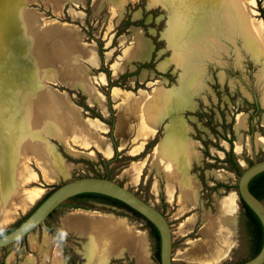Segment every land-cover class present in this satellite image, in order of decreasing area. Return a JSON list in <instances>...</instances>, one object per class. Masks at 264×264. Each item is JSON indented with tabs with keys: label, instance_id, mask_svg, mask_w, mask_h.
I'll list each match as a JSON object with an SVG mask.
<instances>
[{
	"label": "rangeland",
	"instance_id": "rangeland-1",
	"mask_svg": "<svg viewBox=\"0 0 264 264\" xmlns=\"http://www.w3.org/2000/svg\"><path fill=\"white\" fill-rule=\"evenodd\" d=\"M121 1L59 0V2H56V0H46V4H48L46 8V5L41 0H36L34 3H31L30 0H0L1 71L4 69L13 73L15 70L14 84L19 81L17 74L22 76L23 73H30L34 80L35 78L37 79L39 73L41 75V85H37V87L47 89L46 91H53L58 93V95L62 94L64 101L72 111L78 112V108L72 105L74 104L81 109L84 117H94L108 124L109 131L107 135L115 146L117 142L111 135V129L115 124L118 106H114V102L110 98L109 88L112 85L109 86V79L104 71L105 69H109L110 81L117 82L114 86L121 88L123 92H125L124 90H127L128 93L134 92L135 95H139L140 92L148 94L164 89L168 92L170 99H173V97H178L179 99L183 93L181 89L184 86L182 84L186 81V87L195 90L193 102L189 101V104H187L189 109L179 107L176 112V119L169 121L171 119L167 117L156 133L155 138L142 152L135 156L126 152L129 150V145L114 156L104 158L98 153L94 155L92 151L83 150L84 152H78L75 147L69 146L68 142L67 146H65L56 139H46L47 145L54 149L64 163L72 165L69 176L68 178H60L59 182L55 184H47L42 180L40 170L31 165L37 173V180L25 186V189L31 186H38L42 189V192L28 210L24 213H18L12 223L6 225L1 223L0 220V235L20 223L23 217L58 184L82 176L107 177L127 187L165 215L171 229L174 264H196L184 257L186 256L184 253L193 249V246L195 248L198 245L209 244L211 236L217 232V230H208L212 227L210 224L211 220L218 215V204L228 195L233 194L237 197L238 207L232 221V226H234L232 236L235 240V246L230 251L228 258L220 264H239L252 257L255 253L256 238L252 227L247 224L248 222L244 216V210L237 193L239 175L226 162V154L230 150L232 151L233 158L240 166L241 171L254 161L264 158V68L262 69L264 59L256 60L246 56L244 51H240V46L244 45L245 41L242 44L236 37H247L249 41L247 46L249 48L250 46L255 48L261 45L264 53V0H246L248 3L247 7L245 5L243 7L244 3L241 1H238L237 5V1L228 0L230 18L237 24V27L236 29L230 27L231 34L229 36H226L227 34L221 35V29V34L218 33V37L210 33L209 38H189L191 32L189 30L187 32L188 27L184 31L183 14L185 12L184 10L182 11L180 4L185 1L191 2V0H159L160 4L156 7H151L148 0H139L134 4L126 3L120 7L121 3H123ZM51 2H54L57 6V10L62 4H65L60 18H57L52 13ZM116 6H119V8L112 15L111 12ZM25 9L33 13V19L36 22L35 26L40 31L44 30L42 31L44 36L35 38L38 49H42V46L46 45L48 49L51 48L53 51L57 50V47H55L57 43H63L61 46L64 56H66L65 61L61 65L55 59L51 60L50 56L43 61H38L40 59L33 52L35 51L34 47L29 42V44L27 43L26 38H23L21 31L22 27H24V18L26 19L27 11ZM244 15L245 19H243ZM53 21L57 22L52 24ZM127 22L130 24L127 25ZM248 23L255 24L256 28L260 24L263 27L262 34L258 29L256 42L253 45L245 32ZM71 24L77 27L80 37L75 27ZM41 26L50 27V31H47L49 30L48 28L43 27L46 29L47 36L44 34L45 29L40 28ZM51 27H53V30ZM10 28L13 29L11 32L14 34V38H12L15 40L14 46L20 48V51H4L3 40L7 39L5 34ZM133 28L140 30L151 43L149 57L144 61L133 60L131 68H127L118 77L111 79V72L114 71V66H112L111 62L117 58L122 47H124V42L120 43L119 38L122 36L125 39L129 37ZM33 30V36L35 37L37 31ZM62 30L63 33L61 32ZM170 30L172 31L169 35ZM51 33L59 35L58 38H62H60L61 42L58 41V38H49L48 35ZM171 36L177 38L179 42L177 47L170 42ZM222 37L227 38V41H224ZM230 37H233V39ZM35 39H31L32 43H34ZM98 43L102 46L101 53ZM80 44L90 51L91 47L95 46V57L100 60L101 64L92 67L91 56L87 59H82L77 51V47ZM178 48L183 51H181L183 58L185 57L186 60H189V66L187 63H184L183 66H178L173 61ZM214 53L215 56H212ZM28 57L32 58V61L27 66L22 59ZM53 57H56V53H54ZM18 58L20 61H18ZM177 58H179V55ZM82 60L84 61V66ZM11 62H14V70ZM163 64L164 66H161ZM261 69L263 75L260 74ZM98 73H103L107 77V82L103 86L98 85L96 76ZM125 73L128 76L121 78V75ZM45 79L46 82L50 81L51 83L43 85ZM81 79H84L85 82ZM76 82L81 83L83 86L72 85ZM92 87L97 88L98 91L100 90V94H103L107 102L108 113L106 116H102L98 107L90 101ZM83 89L88 93V101ZM114 90L115 88L113 89V94ZM82 103H85L89 109H85ZM8 105L14 109V105ZM92 111L101 115L107 122L94 116ZM0 118V124L6 130L7 135L16 142L18 138L8 122L9 119L6 120L5 114H2ZM240 118H242L243 124L238 128L237 125ZM169 122L171 123L169 124ZM163 126L167 128L166 134L168 136L177 135L178 141L184 143L185 146L194 148L195 143L194 150L199 151V159L192 163L190 168L192 174H189L190 176H195L196 178H194L199 181V203L196 204L194 209L180 216H174L179 209L174 198L170 202H165L161 192L156 193L154 189H151L154 195L149 193L150 183L152 180L156 181L155 177L152 176L156 174L152 172L150 166L145 164L146 162L143 163L145 159H141L164 136ZM182 126L185 129L184 135L179 134ZM2 129L0 127V131ZM137 131L138 128L135 131L136 134L138 133ZM2 138L0 136V139ZM38 139L41 140V136ZM5 142V139L0 140V165L4 164L5 159L3 160V157L7 154V143ZM180 142L178 143L180 144ZM135 147L132 152L135 151ZM152 162L151 159L149 163ZM6 163L4 168H2V173L0 172V175L3 174L5 177H7V172L5 171ZM133 163H143V165L139 169L137 176H133L131 181L128 174L131 172L125 170L130 168ZM145 166H147V171ZM143 168L145 170H142ZM8 173L11 178L9 168ZM145 179L148 183H146ZM6 184L5 187L1 186V192L13 193L14 191L8 185V182ZM8 196L6 195L5 199ZM5 199H2L3 203ZM2 201L0 199V211L2 209L1 206H3ZM262 202L264 203V198ZM81 209L112 214L115 217L126 219L128 226L131 228L130 232L140 235L143 263L145 260L144 264H160L159 253L156 254L155 252L156 240L144 219L138 218L122 208L78 199H69L63 202L35 230L17 242L0 248V264H26L29 256L34 259V264H51L54 262L57 250H59L60 255H58L54 264H68L64 249H69L67 251L69 254L78 255L77 262L80 264H99L97 260L92 261L90 259L89 247L95 241L102 242L103 238L107 240L111 236H108L109 233L96 234L94 228L97 223L92 219L86 220L89 228L74 222L76 218L80 219V221L83 218L87 219L85 216L75 217L78 210ZM188 221L192 222L193 225L187 231L182 232L181 226ZM204 229H207L206 234L202 233ZM60 231L66 232V237L61 238L59 235ZM32 244L40 249L42 253L38 249H33L31 247ZM144 244L146 247L143 246ZM102 250H104V246H102ZM180 254L181 256H179ZM131 255L133 254L123 250L119 255L110 256L106 264H141L136 261L135 255ZM183 257L184 259H182Z\"/></svg>",
	"mask_w": 264,
	"mask_h": 264
},
{
	"label": "bare ground",
	"instance_id": "bare-ground-1",
	"mask_svg": "<svg viewBox=\"0 0 264 264\" xmlns=\"http://www.w3.org/2000/svg\"><path fill=\"white\" fill-rule=\"evenodd\" d=\"M35 1L36 0H30L31 3H34ZM41 1L46 5L47 8L48 4H46V0ZM137 1L139 0H125L123 3H121L120 7L124 6L126 3L134 4ZM148 1L151 7H156L160 4L159 0ZM238 1L244 3L243 7L248 6L246 0H235L236 4L238 3ZM56 2H59V0H56ZM204 2L207 5L202 6ZM228 3V0H191V2L185 1L181 3L180 7L182 11L184 10L185 12V14H183V20L185 21H183L184 31H186V27H188L187 32L188 30L191 32L189 38H209L211 33V27L208 25V23L212 22L214 20L213 18L220 20V22L222 21L221 24L223 29L222 34H220H227L226 36H229L231 34L230 27H234L236 29L237 24H235L233 22V19L230 18L231 16ZM51 6L52 13L57 18H60L63 13V8L65 7V4H62L58 10L54 2H51ZM201 6L202 13L197 19L196 25L194 27L193 11H195V9H199ZM118 8L119 6H116L114 8V10L111 12L112 15L115 14ZM25 10L27 11V13L26 19L24 18V27H22L21 34L23 35V38H26L27 43L29 42L30 45L34 47L35 51L33 52H35L37 58L40 59L38 61H43L50 56L51 60L55 59L58 64L61 65V63L65 61L66 56H64V51L61 46V44L63 43H57L55 46L57 47V50L53 51L51 50V48L48 49L46 45L42 46V49H38L36 46L37 43L35 38L44 36L42 35V31L44 30L41 29L42 31H40L35 26L36 22L33 19V13L30 12L28 9ZM244 17L245 15L243 16V19H245ZM55 22L57 21H53L52 24H54ZM249 24L250 23L247 24L245 32L247 33L248 38L250 39L253 45L256 42L258 29L262 34L263 27L261 24L257 28L255 24ZM43 27L41 26L40 28ZM47 28L49 29L47 31H50V27ZM51 28L53 30V27ZM33 29L37 31L35 37L33 36ZM46 29L45 33L43 32L44 34L47 33ZM12 30L13 29L11 28L7 30L5 34V38L7 39L3 40L4 43L2 42L5 52L6 50L7 52L9 50H12L13 52L20 51V48L14 46L15 40L12 39L14 38V34L11 32ZM171 31L172 30H170L169 35L171 34ZM61 32L63 33V30ZM138 33L140 34V32H138L137 30V34H135L136 37L134 36V38H132L133 40H135L136 45H138V42L141 41L140 37H138ZM48 36L49 38L59 37V35L54 33H51ZM32 38L35 39L34 43H32L31 41ZM60 38H58V41H60ZM170 38V42L172 43V45H175L177 47L179 43L177 41V38H173V36H171ZM77 48L78 55L82 59H87L89 58V56L93 57L92 51L87 49L85 46L80 44ZM181 51L182 50L178 48L176 54L174 55L173 61H175L178 66H183L184 63H187L189 66V60H186L185 57L183 58V55H181L183 51ZM54 53H56L55 58L53 57ZM178 55L179 58H177ZM31 59L32 58L28 57L22 59V61H25L24 63L28 66L29 62L32 61ZM18 61H20L19 58ZM14 62H11L12 66L14 65ZM120 63L121 62L116 63L114 65V74H116V72H118V70L120 69ZM161 66H164V64ZM14 69L15 67L13 66V70ZM15 73V70L12 73L7 72L3 69V72L0 75V117L2 114H5V117H7V119H5H9L8 122L14 129V132L16 133V136L18 138L17 141L14 142V140L7 135L6 130H4V127L0 124V127L3 128L0 131V136H2V139H5V143H7V154L4 153L6 154L5 156L7 157V159L4 156L3 160L5 159V161L3 163L5 164L7 162L6 164H8L9 171H11V179L7 182L8 185L11 186V189H13L14 191L13 193L9 194L6 191H4V193L1 192L0 189L1 201L3 198H6V195H9L8 198L4 200V203L2 201L3 206H1L2 209L0 211L1 223L6 225L12 223L18 216V213H24L26 210H28L39 198L42 192V189L38 186H31L28 189H25V186H28L32 181L37 180V173L35 172V169L31 167V165H34L38 170H40L42 174V180L47 184H55L59 181L60 178H68L72 165L64 163L63 159L54 151L51 146H48L46 142V139L52 137L54 133H58V135L61 134L62 136H64V138H66L67 142L69 143L68 145L71 147L79 146L87 148L88 144L85 142V140L90 139L91 142L97 147V149L103 153V155H108L106 142L97 136V122L95 120L83 122L80 118L79 113L77 111H72L70 107L67 106L66 102L62 97V94L58 95V93H54L53 91H46L47 89L45 90L37 87V85H41V75L39 73L37 75V79L35 78L34 80L32 74L30 73H23L22 76H18L17 74L16 76L18 77L19 81L18 83L14 84ZM46 79L44 80L43 85H46L50 82H46ZM82 81L85 82L84 79ZM186 83L187 82L184 81L182 85L184 86V84ZM92 88L93 89H91L90 92V101L98 102L100 108L105 111L103 95L100 94L97 88ZM183 89L181 90L183 91ZM162 90L164 89H160L159 91L148 94L143 92L139 95H135L134 93H132L129 94V96L125 95L126 93L122 90L120 91L118 88H115L114 90L113 97L118 98L122 96L124 103L122 113L119 115V120L116 127V131L118 134H120L122 139H124L125 132L129 130V127L127 126H129V122L132 121L130 118L131 114H133L132 112L138 111L141 117L140 123L138 120L139 124H137L138 133L136 134L137 136L134 138L133 141V143H135L134 146H136L134 152L138 151L141 144L146 139H148V136L151 135V133L155 130V127L157 125V120H155V117H157V114L158 112H160V109L165 106V100L170 99L168 96L169 94L167 92L164 93ZM194 92L195 90L190 89L189 95H193ZM186 97V94H184L183 92L182 96H180V101L184 100L183 103L188 104V100L185 99ZM8 104L14 105V109H12ZM242 124L243 121L242 118H240L238 120L237 127H241ZM184 131L185 129L182 126L179 131V134L184 135ZM39 136H41V140L43 141L38 139ZM178 145L181 146L182 149L178 150L177 153H175L176 155H173L170 158H166V156L164 155L165 145H161V148L158 146V148L154 151V157L157 154L160 166H164L166 169L167 185H169L170 182H176L179 185L180 192L177 200V205L179 206V209L178 212L174 214V216H180L181 214L187 212L189 206L196 202L198 194V181L193 176H190L187 170H183L180 167L183 165H188L192 158H198V152H196L191 146H185V144L182 142H180V144ZM4 164L0 165V170L4 167ZM140 165V163H133L131 167L126 169L125 171L135 173V171L137 172V170L140 168ZM131 175L133 176V174ZM6 185L7 184H5L4 187ZM170 193L173 192L171 191ZM237 208V197L233 194H230L225 199L221 200L218 204V215L216 216V218L211 220L210 224L212 225V227L208 230H217L216 234H213L214 236L207 235L212 237L210 238L209 244L206 245L205 243L204 246L198 245L195 248L193 246V249L188 250L184 253V255H186L184 257H187V259H189L192 263L196 264L222 263L224 259L229 255L231 248L235 246V240L232 236V233L234 232V226H232V221ZM84 216L87 219L83 218L80 221V219L76 218L74 222L79 223V225H82L85 228H89L86 220L92 219L97 223L94 228L96 234L100 233V235H102L109 233L108 236H111V238L109 237L110 239L107 240L102 237V242L104 243L100 241H95L92 246L89 247L88 253L92 261L97 260L99 264H106L110 256L119 255L121 251L126 250L129 253L135 255L136 261L138 263H143L140 235L137 233L130 232L131 228L128 226L126 219L115 217L112 214L100 213L98 211H92L87 209L78 210V213L75 217ZM192 225L193 223L189 221L184 223L181 226V231H187ZM206 230L207 229H204L202 233L206 234ZM110 240H112V242H110ZM194 242L196 243V241ZM102 246H104V250H102ZM143 246H145V244ZM31 247L35 250L38 249L33 244L31 245ZM38 250L40 253H42L40 249ZM58 255H60L59 250L56 251L54 256V262L51 264H54L57 261ZM179 256H181V254ZM184 257L182 259H184ZM28 259L29 260H27L26 264H34V259L32 258V256H29Z\"/></svg>",
	"mask_w": 264,
	"mask_h": 264
},
{
	"label": "water",
	"instance_id": "water-1",
	"mask_svg": "<svg viewBox=\"0 0 264 264\" xmlns=\"http://www.w3.org/2000/svg\"><path fill=\"white\" fill-rule=\"evenodd\" d=\"M197 3V2H196ZM207 5L205 2L202 6ZM193 11V26L195 27L196 21L199 18L202 9ZM214 20L208 25L211 27L210 32L218 37V33L222 28L220 20L213 18ZM216 29V30H215ZM194 30V29H193ZM215 31V32H214ZM233 39V37H230ZM235 38V37H234ZM240 42H244V45L240 46V51H244L246 56L259 60L264 59L263 49L261 45L255 48L247 46V38L236 37ZM224 41L227 38L222 37ZM229 41H231L229 39ZM229 43V42H228ZM215 44V43H214ZM219 51H221L219 49ZM223 51V49H222ZM215 56V53L212 55ZM210 56V57H212ZM209 62V61H208ZM264 68V60L262 62ZM262 69L261 73L262 74ZM180 82V81H179ZM184 85L183 92L186 94L185 99L193 97L189 95L190 88ZM198 90V89H197ZM178 98V97H176ZM180 101V100H179ZM182 103V101H180ZM185 106V105H184ZM181 105L180 107H184ZM172 114L175 117L176 110L173 109ZM264 176V158L261 160L254 161L243 169L239 175L237 182V193L239 199L242 200L258 217L262 230H263V241L259 252L239 263V264H264V203L258 199L251 191L255 182ZM100 193L113 198H116L126 205L141 214L145 220L149 221L154 225L159 234V262L160 264H174L173 252H172V235L170 225L165 215L159 211L155 206L151 205L147 201L137 196L133 191L127 187L107 178V177H96V176H82L71 180L64 181L58 184L49 194L15 227L10 229L8 232L0 236V248L11 245L21 238L28 235L30 232L35 230L40 224H42L48 216L56 210V208L63 202L69 200L71 197L81 193Z\"/></svg>",
	"mask_w": 264,
	"mask_h": 264
},
{
	"label": "crops",
	"instance_id": "crops-1",
	"mask_svg": "<svg viewBox=\"0 0 264 264\" xmlns=\"http://www.w3.org/2000/svg\"><path fill=\"white\" fill-rule=\"evenodd\" d=\"M124 1L125 0H122L121 2H124ZM72 26L75 27V29L77 30V32L79 34V37H80V33H79L77 27L75 25H72ZM131 31H132L131 32V35L129 37H127L126 39L123 36L119 38L120 43H123L124 42V47H122V49H121L120 53L118 54L117 58L114 59V61L111 62V63L113 64L112 66H114L116 63H119V61L121 60L120 69L118 70V72H116V74H114V71L111 72V79H114V78L118 77L121 73L125 72V70L127 68H131L132 61L133 60L144 61V60L148 59V57H149V53H150V50H151V43L149 42V40L147 38H145V36L139 30L138 32H140V34L138 33V37H140L141 41L138 42V45H136L135 40H133L131 37H133V35L135 36V34H137V28H133ZM125 41H126V44H125ZM139 48H140V50H139ZM91 51L93 53V57L92 56L90 57L91 58V61L93 62L92 63V67H96L99 64H101V62H100V60H98V58L95 57L96 56L95 55V46H92L91 47ZM125 52H127V53H125ZM126 61H127V63H126ZM83 62L84 61L82 60V64L84 66V63ZM84 70H85V67H84ZM2 72H3V70L1 71V69H0V75L2 74ZM85 72H86V70H85ZM96 76H97V79H98V85H100V86L102 85L103 86L105 84V82H107V77L103 73H98ZM72 85H77L79 87H82L83 86L81 83H78V82H76V83H74ZM96 85H97V83H96ZM159 87H162V86H159ZM97 88H98V86H97ZM114 88H118L120 91L122 89L119 88V87H117V86H114V85L113 86H110V88H109L110 98L114 102L113 105L114 106H118L117 109H116L115 124L112 127V129H111V135H113V137L115 138V140L117 142V145L115 146V144L113 142H111V140L109 139V136L107 135V132L109 131V125L108 124H106L105 122H102L99 119L94 118V117H84L83 114L81 113V109L78 106H76V105H74V104L71 103L73 106H75L76 108H78L77 109L78 110V113H79L80 118H81V120L83 122L84 121H90V120H95L97 122V131H96L97 132V136L100 139H102V140H104L106 142V145H107L106 147L108 149V155H103V153L97 149V147L91 142V140L90 139H87V140H85V142L88 144V147L87 148H84V147L76 146L75 148L77 149L78 152H84L83 150L88 151V152L89 151H92L94 153V155H97V153H98V154H101L104 158H110V157L114 156L115 154H117V152H119L120 150L125 149L127 145H129V150H127L126 152H128L129 155H132V156L138 155L155 138L156 133L159 131L160 126L162 125V123L164 122V120L167 117L169 119H171L169 121H172L173 119H176L177 113L175 114V117H174V115L172 114L173 109H175L176 112H177V109L179 110V107L181 105H183V106L185 105V103H183L184 100H182V103H180V101H179V100H181L180 97H179V99L173 97V99H167V100H165L166 101L165 106L162 109H160V112H158L157 117H155V120H157V125L155 127V130L153 131L155 133L152 132L151 135L148 136V139H146L141 144L140 150L138 152L137 151L136 152H132L133 151V147H134L133 145L135 144V143H133L134 137L136 135V132L135 131L137 129V124L140 123L141 117H140L138 111L137 112L136 111L135 112L134 111L132 112L133 114H131V116H130V118H131L132 121H130L129 122V126H127V127H129V130H127L125 132L124 139H122L121 136H120V134L117 133L116 127H117V122H118V119H119V115L122 113V109H123L124 103H123V98H122L121 95H120L121 97H118V98L113 97V89ZM124 91L126 93L125 95H128L129 96V94H132V93H128L127 90H124ZM147 91H150V90H147ZM147 91H145V92H147ZM162 91L164 93L167 92L166 90H162ZM83 92L85 93V95L87 97V101H88V99H89L88 98L89 97L88 96V93L85 91V89H83ZM140 93H143V92H140ZM193 95H194V93H193ZM103 98H104V96H103ZM169 98H170V96H169ZM189 101L193 102V97L190 98V99H188V104H189ZM92 102H93V104H95L98 107L100 114L102 116H106V114L108 113V105H107L106 100L104 99L105 111L100 108L98 102H96V101H92ZM184 107H186V108L189 109V107L187 106V104ZM138 120H139V123H138ZM170 123L171 122H169V124ZM163 127H164V130H163V135L164 136L158 142H156L154 144V146L152 148H150L149 152H147L145 154V156H143L141 159L142 160L145 159V161H144V162H146L145 164L148 165V166H150L152 172H154L156 174V175L152 176V177H155L156 181H153L152 180V182L150 183L149 193H151L152 195H154V193L151 191V189H154L156 191V193L157 192L158 193L161 192L162 196L164 197V201L165 202H170L173 198H174V201L177 202V200H178L177 198H178L179 192H180L179 185L176 182H173V183L170 182L169 185H167L166 169H165L164 166L163 167L160 166L159 161H158L157 154L154 157V150L157 149L158 146L161 143V145H165V147H164L165 154L164 155L166 156V158H170L173 155H176L175 153H177V151L180 150V149H182V148H181V146L178 145L179 144L178 142H180V141H178L179 139L176 138L177 135L176 136H172V137L168 136L166 134V129L167 128L165 126H163ZM147 134H149V133H147ZM152 134H154V135H152ZM150 136H151V138H150ZM187 138H189V137L187 136ZM48 139H56V140H59V142H61L65 146H67V140L61 134L58 135V133H54V135L52 137L48 138ZM49 143H50V141H49ZM161 145L159 146L160 148H161ZM194 149H195V143H194ZM196 151L199 153L198 150H196ZM122 154H126V153H122ZM151 159H152L153 162L152 163H149ZM198 159H199V156H198V158H195V159L192 158L190 160V162H189L188 165L180 166L181 169L187 170L188 171V174H192L190 172V168L192 166V163L195 162V161H197ZM133 161H137V160H133ZM143 163L140 165V168L143 165ZM5 168H6L5 171L7 172V177H5L3 174L1 175V178H0V186H4L7 183V181L11 179L10 178V174L8 173V164H6ZM139 169L137 170V172L135 171V173H128L129 174V178L131 179V181H132L133 176L134 177L137 176L138 171H140ZM145 169L147 171V166H145ZM145 169L143 168L142 170H145ZM0 171L2 172V168H1ZM131 174H133V176ZM141 181H142V179H141ZM145 181H146V179H145ZM146 183H148V181H146ZM199 186H200V184H199V181H198V191H199ZM169 190H170V192L172 191L174 194L173 193H170ZM168 196H169V198H168ZM175 199H177V200H175ZM198 203H199V198H198V194H197V200H196V202L194 204H192V205L189 206L188 211H191L192 209H194L195 206H196V204H198ZM201 218H202V214H201ZM233 248H231V250ZM228 256L224 260H226L228 258Z\"/></svg>",
	"mask_w": 264,
	"mask_h": 264
},
{
	"label": "trees",
	"instance_id": "trees-1",
	"mask_svg": "<svg viewBox=\"0 0 264 264\" xmlns=\"http://www.w3.org/2000/svg\"><path fill=\"white\" fill-rule=\"evenodd\" d=\"M130 24L127 22V25ZM98 47H99V51L100 53L102 52V46L100 45V43H98ZM102 57V55H101ZM102 70V69H101ZM107 75H108V79H109V86L110 85H116V81H113L111 82L110 81V72H109V69H105L104 70ZM128 76L127 73L121 75V78L123 77H126ZM83 104V107L85 109H89V107L85 104V103H82ZM257 108V107H256ZM93 115L96 116V117H99L101 120L103 121H106L105 119H103V117H101V115L99 114H96L95 112H93ZM107 122V121H106ZM226 162L229 163V165L231 166V168L238 174L240 175L241 172V168L240 166L238 165V163L235 161V159L233 158V153L232 151L230 150L227 154H226ZM258 199H260L262 201V199L264 198V176L260 179H258L254 186H253V189L251 191ZM49 194V192L38 202V204ZM70 199H78V200H82V201H91V202H98V203H102V204H107V205H110V206H113V207H116V208H122V209H125L126 211L132 213L134 216L138 217V218H142L145 220V218L139 214L137 211H135L134 209H132L131 207H129L128 205H126L124 202L116 199V198H113V197H110V196H107V195H104V194H100V193H92V192H88V193H81V194H78V195H75L73 197H71ZM241 202V205L242 207L244 208L245 212H246V215L248 216V219H249V224L251 225L252 227V230H253V233L255 235V243H256V252H258L261 248V245H262V241H263V230H262V226H261V223L258 219V217L256 216V214L242 201L240 200ZM37 204V205H38ZM36 205V206H37ZM35 206V207H36ZM34 207V208H35ZM33 208V209H34ZM32 209V210H33ZM31 210V211H32ZM30 211V212H31ZM29 212V213H30ZM54 212V211H53ZM28 213V214H29ZM26 214L22 220H24V218H26V216L28 215ZM52 214V213H51ZM50 214V215H51ZM49 215V216H50ZM48 216V217H49ZM21 220V221H22ZM147 225L149 226L150 228V231H151V234L152 236L155 238L156 240V254L159 253V234H158V231L157 229L154 227V225L152 223H150L149 221L145 220ZM18 224V223H17ZM16 224V225H17ZM15 226V225H14ZM13 226V227H14ZM50 228V227H48ZM51 230V229H49ZM61 245V244H60ZM62 246V245H61ZM69 249H64L65 251V254H66V259H67V263L68 264H80L79 262H77V259L79 258L78 255L74 254V253H67Z\"/></svg>",
	"mask_w": 264,
	"mask_h": 264
},
{
	"label": "flooded vegetation",
	"instance_id": "flooded-vegetation-1",
	"mask_svg": "<svg viewBox=\"0 0 264 264\" xmlns=\"http://www.w3.org/2000/svg\"><path fill=\"white\" fill-rule=\"evenodd\" d=\"M243 210H244V208H243ZM244 216H245L246 219H247V222H248L247 224L251 227V225L249 224V219H248V216L246 215L245 210H244ZM18 224H19V223H18ZM15 226H16V225H15ZM15 226H14V227H15ZM11 229H12V228H11ZM8 231H9V230H8ZM8 231H7V232H8ZM5 233H6V232H5ZM1 235H3V234H1ZM1 235H0V236H1ZM255 250H256V249H255ZM258 252H259V251H258ZM258 252L255 251V253L252 255V257L255 256ZM250 258H251V257H250Z\"/></svg>",
	"mask_w": 264,
	"mask_h": 264
},
{
	"label": "clouds",
	"instance_id": "clouds-1",
	"mask_svg": "<svg viewBox=\"0 0 264 264\" xmlns=\"http://www.w3.org/2000/svg\"><path fill=\"white\" fill-rule=\"evenodd\" d=\"M59 235H60L61 238H64V237H66L67 233L64 232V231H60Z\"/></svg>",
	"mask_w": 264,
	"mask_h": 264
}]
</instances>
